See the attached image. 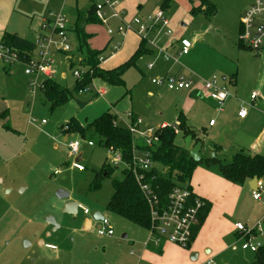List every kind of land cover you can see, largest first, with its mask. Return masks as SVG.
<instances>
[{
    "label": "rangeland",
    "instance_id": "obj_1",
    "mask_svg": "<svg viewBox=\"0 0 264 264\" xmlns=\"http://www.w3.org/2000/svg\"><path fill=\"white\" fill-rule=\"evenodd\" d=\"M90 1L33 0L29 16L34 20L28 28L50 38L53 30L50 27L43 30L45 18L65 16L69 28H72L76 24L77 11L86 8ZM247 1L212 0L218 12L208 22L201 14L192 15L195 0H172L168 17L174 34L171 38L162 34L156 38L158 46L164 47L180 37L190 42L192 46L187 56L179 57L175 50H170L172 56L179 57L175 70L187 76L194 75L195 81L217 78L221 85L227 86L229 94L238 96L237 100L231 98L227 106L218 107L206 99L193 100L190 91L175 92L153 85L152 80L160 76L156 75V70L147 71V65L152 61L148 55L138 60L136 67L127 69L121 86H108L99 79H92L94 73L91 71V78L87 81L92 79V82L86 88L89 91L82 95L74 94V99L87 102L96 94L97 97L84 106L71 100L55 108L44 93L47 88H40L45 79L38 80L39 88L31 89L29 82L33 79L25 74L29 68V64L23 61L27 60L25 57L11 65L0 64V264H119L120 261L123 264L139 257L140 250L149 241L147 230L107 210L113 195L112 179L121 177L122 166L116 168L109 164L114 168L111 179L103 182L100 191H89L94 172L101 170L103 164L110 163L111 159L97 142L94 141V146L90 147L85 140L81 144L82 161L75 162L76 157L69 154L67 143L63 141L67 136H70L68 141L80 138L68 133L66 125L72 119L86 127L103 114L111 113L116 116L118 126L126 128L132 123L128 115L134 113L143 122L141 129L147 130L157 129L162 123L175 126L182 114L206 149L215 147L221 138L225 149L218 159L223 163L231 162L234 155L250 148L263 130L262 111L250 112L245 123L233 121L237 108L249 101L252 92L261 93L260 88L264 87V59L256 58L254 52L239 46L240 10ZM160 2L119 0L125 21L134 17L147 18L160 8ZM109 26L116 29L118 21L111 20ZM86 33L92 36L88 46L106 58L101 64L104 70L127 64L143 41L136 33H129L126 38L116 35L109 46L108 26L102 23L88 26ZM154 35L149 39L152 40ZM121 40H124L123 48L111 55L117 41ZM69 42L77 57L80 52L75 32L70 33ZM146 45L148 47L147 42ZM175 49H180V45ZM51 51L55 75L49 84L53 81L60 89L74 92L78 80L73 76L75 68L70 69V56L59 51L56 44ZM86 53L84 49L80 63L84 68ZM31 57L37 59L36 49ZM233 75L236 76L235 86L229 83ZM101 87H104L102 92ZM211 120L217 123V127L210 128ZM221 125L225 126L224 132L218 130ZM177 142L184 145L181 136ZM79 162L78 167L83 169L75 167ZM57 171L59 173L55 174ZM58 190L68 193L69 199H57L55 194ZM68 202L79 205L76 215L64 213ZM84 209L89 211V215L84 214ZM95 212L107 219L114 236H99L98 221H93V226L88 222L85 228V219L91 218ZM232 215L235 221L240 220L249 228L255 227L264 215V194L263 203L256 205L251 192L250 195L244 192ZM50 216L60 226L54 232L46 222ZM258 241L264 242V238L259 237ZM241 246L221 253L213 263L251 264L254 254L243 251ZM131 251L135 258L130 255Z\"/></svg>",
    "mask_w": 264,
    "mask_h": 264
},
{
    "label": "built area",
    "instance_id": "obj_2",
    "mask_svg": "<svg viewBox=\"0 0 264 264\" xmlns=\"http://www.w3.org/2000/svg\"><path fill=\"white\" fill-rule=\"evenodd\" d=\"M95 6V13L100 23L108 26V35L115 37L119 35L126 38L129 33H136L139 37H142L143 41H146L148 48L155 50L158 56L162 57L165 62H173L178 64V57L172 56L169 52L174 46V43H170V46H158L156 38L158 35H164L171 38L174 34L171 28V20L168 17L165 10L158 8L153 11L147 18L141 19L134 17L130 21H125L123 16L125 12L120 8L119 0H93ZM111 20H117L118 26L113 29L109 26ZM241 33L239 40L245 44L252 52L258 54L264 49V0H254L248 10L241 17ZM50 27L53 30V35L48 38L45 36L38 37L36 41L37 59H33L29 63V68L26 69L25 74L31 77L29 85L31 89L39 88V79H51L54 75V69L52 68V51L51 48L56 44L58 50L65 54H72V45L69 42L68 24L65 16L53 15L44 19L43 29L47 30ZM154 38L149 39L153 34ZM180 45L179 56H185L190 53L192 44L185 39L177 41ZM123 43L119 42L112 49V54H116L121 48ZM106 58L101 57L100 62H104ZM19 60L18 53L12 49L0 45V63L14 64ZM156 67V63L151 62L147 65L148 70H153ZM86 69H75L73 72L74 78L78 81L83 80ZM152 84L158 87L166 88L169 91H191L199 95L200 97L209 98L211 101L219 102L221 105L228 99L229 92L225 86H222L217 78H213L210 81H202L201 86H197V82L194 80V75L178 74H166L152 80ZM42 87V86H41ZM89 90H83L86 92ZM102 92V91H101ZM82 93V92H81ZM258 99V94L253 93L251 100ZM247 111L241 109L238 113L240 118H245ZM128 118L132 121L130 125L126 127L133 135V148L131 163L128 165V169L133 174L135 181L137 182L141 192L143 193L150 210L151 227L148 229L150 238L147 245L152 244L154 247H160L162 243H171L182 249H188L194 240V229L200 224V213L204 209L205 202L201 198L197 197L191 189L183 187H174L169 193L167 199L161 198L158 194V188L154 186V178L148 179V174H152L154 168L163 171L152 158V150L156 148L159 143V129L167 127L162 125L157 129L149 128L142 130L143 122L141 118L134 113L129 114ZM45 123V121H43ZM214 121L210 125H214ZM178 124L174 126L175 133L178 134ZM264 129V127H263ZM139 139H142L140 142ZM82 140L69 141L68 152L71 156L77 157L81 151ZM88 145L92 147L94 144L88 142ZM108 157H110L112 166L119 167L124 166L122 156L119 151L114 149L106 150ZM108 161V160H107ZM80 164L75 163V167ZM57 171L55 174H58ZM264 192V182H257L256 189L252 192V197L255 202H258L262 198ZM85 214H89L87 209H84ZM100 227L97 230V234L101 237H112L114 231L111 229L107 219H103L99 222ZM264 218L255 225L253 228H249L243 224H236L235 229L243 236L244 243L242 249L255 253L261 246L262 242L257 241V236L264 235ZM133 254V252L131 253ZM207 264H212L211 262Z\"/></svg>",
    "mask_w": 264,
    "mask_h": 264
},
{
    "label": "trees",
    "instance_id": "obj_3",
    "mask_svg": "<svg viewBox=\"0 0 264 264\" xmlns=\"http://www.w3.org/2000/svg\"><path fill=\"white\" fill-rule=\"evenodd\" d=\"M171 3L172 0H162L160 8L167 12L171 7ZM217 12L218 10L212 0H195V5L192 8V15L201 14L208 22L215 18ZM99 23L100 21L97 19L95 13V6L92 3L87 9L78 11L74 27L69 28L68 26V33L75 32L78 36L79 52L82 54L83 50L86 49L87 53L86 56L83 57V62L85 68H89L90 71L86 69L87 73L83 80L77 82L74 92L60 89L53 81L50 85L51 79H45L46 81L41 89L47 88V91L44 93L47 99L51 101L54 108L73 100L74 94L77 95L83 92V90H86L87 86L89 84L91 85L92 79L94 78L105 82L108 86L123 85L122 77L127 69L131 66L136 67L138 60L143 56L151 54V51L146 45V41H142L127 64L111 70L102 69L100 67V58L102 54L88 46V40L91 36L86 33V28L88 26ZM239 43L240 48L251 51L245 44ZM0 45H4L18 53L20 61H22L21 58L25 57L27 60L23 61L28 64L30 60H33L31 55L37 48L35 41L21 38L11 33H4ZM0 64L5 65L4 63ZM74 66L75 64H71L70 68L73 69ZM81 68L85 69L83 66L76 67L75 69ZM91 71H93L94 77H92L90 81H87ZM96 97L97 94L93 99ZM79 103L81 105L86 104L85 102ZM177 124L178 134L175 133L174 126H167L158 130L159 143L156 148L152 150L153 161L161 167L164 172L154 168L152 174H148V179L154 178L155 181L153 184L158 188V194L161 198L164 200L167 199L172 189L177 186L191 189L190 181L193 173L195 169L202 164L206 167L217 166L221 176L236 186H243L252 181L255 177L258 178L259 181L264 182V154H251L248 151H241L234 155L232 161L229 163H223V161L217 157L210 160L204 159L197 163L190 158L188 150L185 149V139L191 136L193 141L197 144L198 142H202L200 137L185 122L182 114L177 118ZM66 127L68 133H74L83 140H88L92 143L97 142L106 150L112 148L120 152L125 165L122 166L121 177L112 179L113 195L107 204V210L142 229L148 230L151 227L149 206L133 174L128 169V165L131 163L134 141L133 135L128 129L118 126L116 116L111 113L103 114L100 118L86 127L81 126L75 119H72ZM60 133L63 134V131L60 130ZM179 136L184 140L183 146L179 145L177 142ZM221 150L220 146H216V151ZM75 162H77V160ZM113 171L114 168H112L108 162H105L101 170L94 172V177L89 185V191H100L103 182L106 179H111ZM209 210L210 204L205 202L204 209L200 213V224L194 229V239L197 237ZM263 236L258 235L257 241L259 237ZM253 254L254 260L251 264H264V242H262V246Z\"/></svg>",
    "mask_w": 264,
    "mask_h": 264
},
{
    "label": "crops",
    "instance_id": "obj_4",
    "mask_svg": "<svg viewBox=\"0 0 264 264\" xmlns=\"http://www.w3.org/2000/svg\"><path fill=\"white\" fill-rule=\"evenodd\" d=\"M33 0H0V42L2 40V37L4 33H11L13 35H17L21 38H27L30 40L37 41L38 37L43 36L42 34H37L33 33L31 28H28V26L32 25L33 23V18L29 16V6H31ZM162 2V0H161ZM161 2L159 5H161ZM192 3V1H190ZM93 3V0L90 1V3L86 6L87 9L89 6H91ZM254 3V0H248L245 5L240 10V20L242 15L246 12V10ZM172 8V3L170 9L166 12L167 15L169 11ZM82 10V9H80ZM79 11V10H78ZM77 11V14H78ZM22 17H19V16ZM30 21H28V19ZM171 20V19H170ZM29 22V23H28ZM241 23V22H240ZM44 24V22H43ZM172 24V22H171ZM241 29V28H240ZM44 30V29H43ZM45 31V30H44ZM240 34V33H239ZM26 35V36H25ZM70 35V33H69ZM110 37V36H109ZM92 38V36H91ZM90 38V39H91ZM115 37H110V42L109 46L111 43H113ZM183 39L180 37L179 39H174L171 43H174V46L170 50H175V52L178 54L179 49H175V47L178 45L177 41ZM89 42V40H88ZM123 43L122 48L124 46V40L117 41V43ZM116 43V44H117ZM121 48V49H122ZM120 49V50H121ZM151 51V54L148 55L152 61H149V63L154 62L156 63V67L153 70H148L147 71H154L156 70V75L157 76H164L168 73L170 74H178L174 68L176 66L175 64L165 62L162 57L158 56V54L155 52V50L148 48ZM119 50V51H120ZM246 50V49H245ZM60 51V50H59ZM74 51V50H73ZM118 51V52H119ZM117 52V53H118ZM72 52V54H69L70 59L69 64H75V61H78L77 64H75L74 68H78L80 66V63L82 62V54L79 53V55L76 57ZM190 54V53H189ZM188 54V55H189ZM68 55V54H67ZM115 55V54H114ZM256 58H262L264 59V49L256 54ZM179 56V55H178ZM187 56V55H186ZM181 57V56H179ZM178 57V60H179ZM78 58V60H76ZM5 67V66H4ZM101 67V66H100ZM71 69V68H70ZM55 75V74H54ZM53 75V77H54ZM29 77V76H27ZM51 78V80L53 79ZM235 75L231 76V79H229V83L231 85L235 86ZM31 78V77H29ZM223 81H226L225 78H223ZM197 86H201L202 81H196ZM30 83V82H29ZM96 84H94L95 86ZM222 86H227L224 84ZM41 88V87H40ZM161 89H165L163 87H159ZM101 91L104 90V87H101ZM228 90V88H227ZM186 90L183 91H175V92H185ZM261 93L257 92H252L258 94V99L255 101L251 100V95L249 96V101L246 103H242L237 110L235 111V114H233V121H239L240 123H245L249 116L250 112H255V111H262L264 116V112L261 109H264V87L260 88ZM85 92L80 93V95L84 94ZM190 97L193 100L196 99H206L215 104L218 107H223L224 105L227 106V103L229 100L232 98L237 100L238 96L230 94L228 99L221 105L219 102L216 101H211L209 98L205 97H200L194 92L189 93ZM188 97V96H187ZM94 98V96H93ZM91 100L85 102L90 103ZM77 104L81 105L79 100L73 99ZM232 103V102H231ZM259 103H263V105H260ZM84 104V105H86ZM259 104V105H257ZM81 105V106H84ZM228 109H230L228 107ZM241 109H245L247 111V115L245 118H240L238 116V113ZM213 120L210 121V123ZM162 125L168 126L166 123H162ZM161 125V126H162ZM160 126V127H161ZM210 128H215L217 127V123L215 122L214 125H210ZM264 127V125H263ZM159 128V127H158ZM218 130L220 132H224L225 126L221 125L219 126ZM197 134V133H196ZM70 136L64 137L63 141L66 143L68 141ZM221 140V138H220ZM218 141L216 146H220L221 149H225V144L224 142ZM196 143L192 141V146H194ZM89 146V145H88ZM216 146L215 147H209L205 148L203 144V150L201 152L202 154V160L206 159V154L207 151L212 150L215 152V158L220 155V152L222 151H216ZM93 147V146H92ZM261 147H264V129L262 132L256 136L254 139L252 145L250 148H247V150L243 151H248L251 154H259L263 155L264 151H261ZM264 149V148H263ZM80 161H82L83 153L79 155ZM76 157V160L79 158ZM79 164V163H78ZM249 183H246L243 186H236L227 180H225L219 171V168L217 166L213 167H206L204 164L198 166L191 178L190 181V188L193 191V193L204 200L206 203L210 204V210L209 213L204 220L197 237L193 240L191 243L190 247L188 249H182L180 247H177L171 243H162L160 247H154L152 244L150 245H145L144 249L140 250V255L136 259H130L127 261H124L123 264H207L211 262L214 264V260L220 255L221 253L224 252H229L231 249H237L239 245H243L244 240L242 234H240L238 231L235 229V225L241 224L240 220H234L232 212H234V207L238 203V199L240 198V195L246 192L248 195H252V192L255 190H252L251 187L249 186ZM263 194L262 193V198L260 201L254 203L260 204L263 203ZM232 211V212H231ZM85 214V213H84ZM89 215V214H88ZM93 215V214H92ZM264 218V215L260 218V221ZM90 222L93 226V221L91 220L90 217L85 219V228L86 224ZM100 222V221H98ZM148 231V230H147ZM264 238V236L262 237ZM242 248V246H241ZM243 250V249H242ZM246 251V250H243ZM133 251L130 252V255L132 258H135V253L131 254ZM122 264V261H120Z\"/></svg>",
    "mask_w": 264,
    "mask_h": 264
},
{
    "label": "water",
    "instance_id": "obj_5",
    "mask_svg": "<svg viewBox=\"0 0 264 264\" xmlns=\"http://www.w3.org/2000/svg\"><path fill=\"white\" fill-rule=\"evenodd\" d=\"M192 141L193 138L191 136L187 137L185 139V149L188 150L190 158L193 159L195 162L199 163L202 161V150H203V143L202 142H198L197 144H195L194 146H192ZM81 156L77 159V162L80 160ZM215 158V152L212 150L207 151L206 154V159H213ZM258 182V178H254L252 181H250L249 186L251 187L252 190L256 189V185ZM56 197L59 200H68L70 195L62 190H58L56 192ZM78 208L79 205L77 203L74 202H68L67 204H65L64 206V213L66 214H70V215H76L78 213ZM104 219V216L99 213V212H95L93 213L91 220L92 221H102ZM46 222L52 226V231H56L60 226L57 224L56 220L53 217H47Z\"/></svg>",
    "mask_w": 264,
    "mask_h": 264
},
{
    "label": "bare ground",
    "instance_id": "obj_6",
    "mask_svg": "<svg viewBox=\"0 0 264 264\" xmlns=\"http://www.w3.org/2000/svg\"><path fill=\"white\" fill-rule=\"evenodd\" d=\"M79 139L82 140V141H85V140H83V139H81V138H79ZM68 142H69V141H67L66 143L68 144ZM88 142H89V141H88ZM87 144H88V143H87ZM93 144H94V143H93ZM93 146H94V145H93ZM80 154H81V152H80ZM80 154H79V155H80ZM79 155H78L77 157H79Z\"/></svg>",
    "mask_w": 264,
    "mask_h": 264
}]
</instances>
